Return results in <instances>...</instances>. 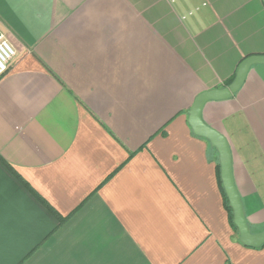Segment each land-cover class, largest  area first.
Here are the masks:
<instances>
[{
    "label": "crops",
    "instance_id": "crops-1",
    "mask_svg": "<svg viewBox=\"0 0 264 264\" xmlns=\"http://www.w3.org/2000/svg\"><path fill=\"white\" fill-rule=\"evenodd\" d=\"M0 264H264L188 110L264 54L263 0H0ZM202 120L264 227V64ZM10 166V168H9Z\"/></svg>",
    "mask_w": 264,
    "mask_h": 264
},
{
    "label": "water",
    "instance_id": "water-1",
    "mask_svg": "<svg viewBox=\"0 0 264 264\" xmlns=\"http://www.w3.org/2000/svg\"><path fill=\"white\" fill-rule=\"evenodd\" d=\"M254 64H264V54L249 55L242 59L233 80L228 85L199 93L188 110L187 121L195 135L207 139L217 150L222 187L232 210L233 223L237 228L239 240L244 246L256 248L264 244V227L258 232H252L245 218L241 197L234 183L229 141L222 133L206 124L201 117L202 108L207 101L228 99L237 92L249 68Z\"/></svg>",
    "mask_w": 264,
    "mask_h": 264
},
{
    "label": "built area",
    "instance_id": "built-area-1",
    "mask_svg": "<svg viewBox=\"0 0 264 264\" xmlns=\"http://www.w3.org/2000/svg\"><path fill=\"white\" fill-rule=\"evenodd\" d=\"M16 55V49L8 37L0 32V76L6 71L9 62Z\"/></svg>",
    "mask_w": 264,
    "mask_h": 264
},
{
    "label": "trees",
    "instance_id": "trees-1",
    "mask_svg": "<svg viewBox=\"0 0 264 264\" xmlns=\"http://www.w3.org/2000/svg\"><path fill=\"white\" fill-rule=\"evenodd\" d=\"M235 76V73L232 75V77H230L227 81H226V84L228 85L234 78ZM10 168V166H9ZM11 169V168H10ZM216 175H217V182H218V187L220 189V192L222 194V198H223V204H224V207L227 211V214H228V220H229V223L231 225V227L233 228V230L238 234L237 232V228L236 226L234 225L233 223V217H232V210L229 206V203H228V199L226 197V194L224 192V189L222 187V182H221V178H220V167H219V162H217L216 164ZM264 245V244H263Z\"/></svg>",
    "mask_w": 264,
    "mask_h": 264
}]
</instances>
